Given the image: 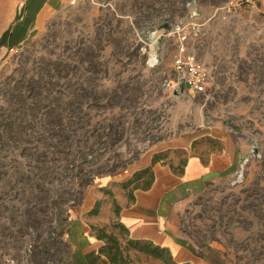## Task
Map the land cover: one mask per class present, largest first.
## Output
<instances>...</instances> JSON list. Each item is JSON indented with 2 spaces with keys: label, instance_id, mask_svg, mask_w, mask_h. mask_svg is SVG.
Wrapping results in <instances>:
<instances>
[{
  "label": "rangeland",
  "instance_id": "1",
  "mask_svg": "<svg viewBox=\"0 0 264 264\" xmlns=\"http://www.w3.org/2000/svg\"><path fill=\"white\" fill-rule=\"evenodd\" d=\"M26 2L0 0V264H78L73 221L101 180L217 123L244 143L236 169L178 203L174 233L219 264H264V0H61L22 24ZM189 2L211 82L166 92Z\"/></svg>",
  "mask_w": 264,
  "mask_h": 264
},
{
  "label": "crops",
  "instance_id": "2",
  "mask_svg": "<svg viewBox=\"0 0 264 264\" xmlns=\"http://www.w3.org/2000/svg\"><path fill=\"white\" fill-rule=\"evenodd\" d=\"M60 1L27 0L21 23L41 21ZM208 128L199 129V134L179 139L172 145L150 147L122 179L101 180L97 196L87 200L85 209L73 221L70 237L78 264H112L100 252L105 241L99 239L97 230L93 229V225L106 227L112 220L123 224L130 238L153 241L169 248L178 264H219L194 251L174 233L171 222L172 210L183 198L236 169L244 144L241 137L220 123ZM147 168L151 171L143 172ZM129 180L132 182L125 186L123 183ZM98 201L102 202L100 210L92 214ZM116 205L119 214L115 212ZM131 252L146 256L149 264H166L144 252Z\"/></svg>",
  "mask_w": 264,
  "mask_h": 264
},
{
  "label": "built area",
  "instance_id": "3",
  "mask_svg": "<svg viewBox=\"0 0 264 264\" xmlns=\"http://www.w3.org/2000/svg\"><path fill=\"white\" fill-rule=\"evenodd\" d=\"M251 1V0H247ZM232 3H229V7ZM190 21L189 23H177L167 30L169 36L176 39L177 53L172 67V75L166 83V92H175L179 87L188 91L203 92L211 82L209 66L199 59L189 49L192 36H198L203 23L198 21V12L194 2H189Z\"/></svg>",
  "mask_w": 264,
  "mask_h": 264
},
{
  "label": "trees",
  "instance_id": "4",
  "mask_svg": "<svg viewBox=\"0 0 264 264\" xmlns=\"http://www.w3.org/2000/svg\"><path fill=\"white\" fill-rule=\"evenodd\" d=\"M151 169L147 168L143 172H150ZM132 180L126 181L123 184L127 186ZM102 202L98 201L95 207L91 210L92 214H97L100 210ZM116 214H119L118 205L115 206ZM115 226H120L128 238V244L123 245L120 242L118 235L109 232L106 227H98L93 225V229L97 230L96 234L99 239L105 241L100 249V252L105 254L112 264H134L131 258V251L138 250L151 255L154 258L163 260L166 264H178L175 262L173 255L169 248L163 247L149 240L134 239L129 237V230L118 220H114ZM126 253V254H125Z\"/></svg>",
  "mask_w": 264,
  "mask_h": 264
}]
</instances>
